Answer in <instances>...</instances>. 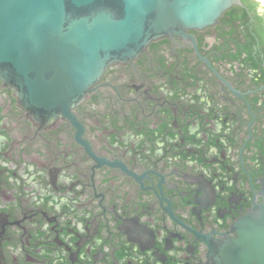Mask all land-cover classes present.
Segmentation results:
<instances>
[{
  "label": "flooded vegetation",
  "instance_id": "flooded-vegetation-1",
  "mask_svg": "<svg viewBox=\"0 0 264 264\" xmlns=\"http://www.w3.org/2000/svg\"><path fill=\"white\" fill-rule=\"evenodd\" d=\"M151 42L42 126L0 81V264H213L264 204V16Z\"/></svg>",
  "mask_w": 264,
  "mask_h": 264
},
{
  "label": "water",
  "instance_id": "water-1",
  "mask_svg": "<svg viewBox=\"0 0 264 264\" xmlns=\"http://www.w3.org/2000/svg\"><path fill=\"white\" fill-rule=\"evenodd\" d=\"M240 0H0V81L42 126L75 123L73 110L107 68L153 41L217 23ZM213 264H264V204L242 221Z\"/></svg>",
  "mask_w": 264,
  "mask_h": 264
},
{
  "label": "rangeland",
  "instance_id": "rangeland-1",
  "mask_svg": "<svg viewBox=\"0 0 264 264\" xmlns=\"http://www.w3.org/2000/svg\"><path fill=\"white\" fill-rule=\"evenodd\" d=\"M259 12L264 16V0H259Z\"/></svg>",
  "mask_w": 264,
  "mask_h": 264
}]
</instances>
